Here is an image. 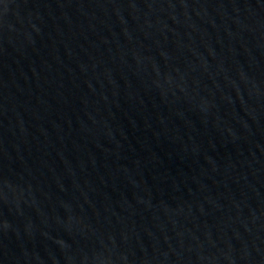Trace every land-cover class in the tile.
Returning <instances> with one entry per match:
<instances>
[{"label": "water", "instance_id": "obj_1", "mask_svg": "<svg viewBox=\"0 0 264 264\" xmlns=\"http://www.w3.org/2000/svg\"><path fill=\"white\" fill-rule=\"evenodd\" d=\"M0 264H264V0H0Z\"/></svg>", "mask_w": 264, "mask_h": 264}]
</instances>
